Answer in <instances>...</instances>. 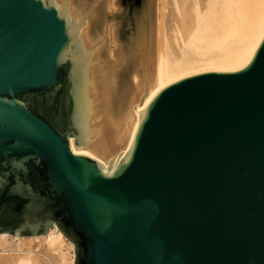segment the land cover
Segmentation results:
<instances>
[{"label": "water", "instance_id": "95a60500", "mask_svg": "<svg viewBox=\"0 0 264 264\" xmlns=\"http://www.w3.org/2000/svg\"><path fill=\"white\" fill-rule=\"evenodd\" d=\"M82 57L54 0H0V233L56 225L76 264H264V38L145 100L108 172L71 145Z\"/></svg>", "mask_w": 264, "mask_h": 264}, {"label": "bare ground", "instance_id": "6f19581e", "mask_svg": "<svg viewBox=\"0 0 264 264\" xmlns=\"http://www.w3.org/2000/svg\"><path fill=\"white\" fill-rule=\"evenodd\" d=\"M80 24L74 151L109 171L131 150L145 100L205 71L247 68L264 38V0H54ZM76 245L58 228L0 233V264H76Z\"/></svg>", "mask_w": 264, "mask_h": 264}]
</instances>
